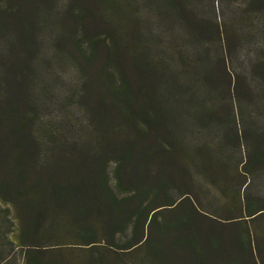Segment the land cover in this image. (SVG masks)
<instances>
[{
  "label": "rangeland",
  "instance_id": "rangeland-1",
  "mask_svg": "<svg viewBox=\"0 0 264 264\" xmlns=\"http://www.w3.org/2000/svg\"><path fill=\"white\" fill-rule=\"evenodd\" d=\"M113 91L126 92L129 122ZM0 112L2 169L23 166L31 133L50 136L52 155L103 162L120 196L125 148H133L126 172L169 181L149 208L178 203L141 221L138 235L150 224V240L123 251L131 222L118 246L73 243L62 254L120 257L102 264H148L144 256L151 264H264V212L252 217L247 208L264 206V0H0ZM163 145L161 157L151 150ZM7 198L0 264H24L32 208Z\"/></svg>",
  "mask_w": 264,
  "mask_h": 264
},
{
  "label": "trees",
  "instance_id": "trees-1",
  "mask_svg": "<svg viewBox=\"0 0 264 264\" xmlns=\"http://www.w3.org/2000/svg\"><path fill=\"white\" fill-rule=\"evenodd\" d=\"M180 6L183 13L182 4ZM112 26L114 27L115 23ZM113 92L111 99L115 100L118 105L114 103L112 106L116 105L120 108L121 116L129 122L133 118L130 105L124 104L125 98L123 99L122 94L125 91ZM107 93V91L100 92L104 101ZM40 127L45 134H50L51 126L49 124L43 123ZM28 128L33 131L34 124H29ZM125 128L119 127V131H127ZM103 129L105 132L104 137L100 139L102 142L108 137L107 127ZM49 138V135L38 137L30 133V137L27 139L30 151L27 148L26 155L22 156V161L19 160L23 166L2 169L4 161L0 160V196L5 199L12 195L24 198L23 205L26 209L32 208L31 211L29 210L30 218L26 225L33 228L24 229L25 234L22 239L27 244L24 249V264H102L103 258L113 261L120 260L119 256L103 257L88 254V256L77 257L71 253L64 255L59 247L73 243L95 244L103 240L113 246H118V242L115 240L117 233L123 231L133 222V236L126 244H120L119 247L123 248V251L134 250L138 245L144 244L151 238L150 224L146 230L142 229L140 236L138 235L141 221L142 224H145L150 213L152 214L151 220L154 221L157 214L166 205L178 203L166 200L149 208L151 203L155 202L159 188L166 186L169 181H163L157 175L152 180H144L146 175L142 168L135 176L136 178L135 174L130 173L131 171L130 174L126 172L125 169L132 166L133 148H125L127 158L119 163L116 170L117 178H119L118 187L122 191H127V194L120 196L111 186L109 173L103 162L99 165L91 162L85 156L86 154L78 157L75 153L68 155L64 152L52 155L49 151L51 146ZM38 142L40 143L38 144ZM151 150L161 157L166 148L163 145ZM247 161L244 165L246 169H249ZM126 173L127 176H125ZM170 178L176 179L177 175L173 177L171 174ZM136 198L139 199L137 207L133 204ZM145 200L150 203L146 202L143 206ZM141 205L143 207H140ZM247 208L248 214L252 217L264 212V206L258 208L247 206ZM135 213L138 215L137 218L134 217ZM42 227L46 228L42 229ZM46 238H51L56 246H42L35 242L37 239ZM144 257L146 262L151 264V256L150 259ZM123 261L133 264L127 259H123ZM135 264H144V261L143 263L135 261Z\"/></svg>",
  "mask_w": 264,
  "mask_h": 264
}]
</instances>
